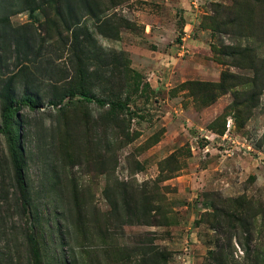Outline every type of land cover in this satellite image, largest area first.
Instances as JSON below:
<instances>
[{"label": "rangeland", "instance_id": "374dc122", "mask_svg": "<svg viewBox=\"0 0 264 264\" xmlns=\"http://www.w3.org/2000/svg\"><path fill=\"white\" fill-rule=\"evenodd\" d=\"M26 95L0 264H264V0H0Z\"/></svg>", "mask_w": 264, "mask_h": 264}, {"label": "trees", "instance_id": "16d2710c", "mask_svg": "<svg viewBox=\"0 0 264 264\" xmlns=\"http://www.w3.org/2000/svg\"><path fill=\"white\" fill-rule=\"evenodd\" d=\"M61 14H62L61 11L59 9H56L57 18L62 20ZM131 73H132V77L135 80V78L137 77V74L135 75V73L132 71ZM69 96L74 97L75 94L70 93ZM79 96L83 99V101L87 103L94 102L97 106L103 107V106L108 105L112 109H119V110H122L125 108V105L120 102L118 103H113L112 101L105 102L104 100L89 97L83 91H80ZM22 107H25L29 109L30 111H33L36 108H38V105L35 99L30 95H26L18 100L10 99L8 104L5 105L4 108L2 109L1 124H0V135L5 136L8 141L9 151L12 157V161H13L15 168L18 169L19 171V176H21L20 174L21 163H20V150H19L18 144L20 142L21 136L19 133V129L14 124V119ZM29 241H30V254H31L33 264H41L40 263V253L37 247V242L34 240L33 237H30ZM161 262L162 264H166V259L161 260Z\"/></svg>", "mask_w": 264, "mask_h": 264}]
</instances>
